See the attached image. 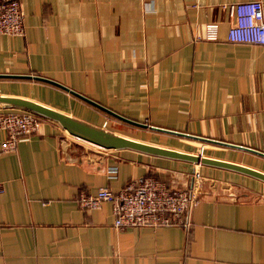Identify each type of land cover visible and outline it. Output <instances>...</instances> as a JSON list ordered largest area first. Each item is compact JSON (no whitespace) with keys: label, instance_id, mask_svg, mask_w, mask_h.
Segmentation results:
<instances>
[{"label":"crops","instance_id":"crops-1","mask_svg":"<svg viewBox=\"0 0 264 264\" xmlns=\"http://www.w3.org/2000/svg\"><path fill=\"white\" fill-rule=\"evenodd\" d=\"M19 1L24 32L0 34V73L41 75L129 118L230 144L130 124L33 77L0 76V94L264 171V155L240 147L264 151V44L227 39L230 5L243 0ZM212 20L217 39L204 37ZM116 121L130 128L112 130ZM66 131L44 118L0 152V264H264L263 179L203 163L188 229L115 228L112 203L82 208L80 190H119L149 174L192 188L194 162L129 147L77 153Z\"/></svg>","mask_w":264,"mask_h":264},{"label":"built area","instance_id":"built-area-1","mask_svg":"<svg viewBox=\"0 0 264 264\" xmlns=\"http://www.w3.org/2000/svg\"><path fill=\"white\" fill-rule=\"evenodd\" d=\"M230 13L229 41L264 44L262 0L235 2L230 5ZM23 18L19 0H0V34H23ZM219 25L217 20L207 22L204 37L217 39ZM44 118L30 109L0 107V129L6 134L0 141V152L14 149L20 135L38 132ZM200 166L201 163L194 162L192 188L172 187L166 180L149 174L141 179H131L119 190L107 186L100 187L96 192L82 189L76 201L82 208H98L103 201H110L115 228L177 225L188 229L192 225V211L199 201L196 183L201 177ZM117 172V165L108 167L109 177H115Z\"/></svg>","mask_w":264,"mask_h":264},{"label":"water","instance_id":"water-1","mask_svg":"<svg viewBox=\"0 0 264 264\" xmlns=\"http://www.w3.org/2000/svg\"><path fill=\"white\" fill-rule=\"evenodd\" d=\"M0 76L4 77H22V78H30L33 77L35 79H39L42 81L49 82L51 84H55L59 87H62L71 93L77 95L78 97L88 101L89 103L107 111L108 113L118 117L119 119L126 121L128 123L141 126V127H151L152 129H156L159 131H164V132H170L178 135H183V136H188V137H193L196 139H201L204 141H213L217 143H222V144H230L229 142L221 141L218 139L214 138H209L205 136H200L196 134H191L187 132H181L178 130H173L169 128H164L161 126H156V125H150L147 124L146 122L138 121L132 118H129L127 116H124L123 114H120L116 112L115 110L101 104L100 102L93 100L92 98L86 96L85 94H82L69 86H66L56 80L41 76V75H31V74H5V73H0ZM21 107V108H26L30 109L32 111H35L47 118L57 120L68 132H70L72 135L80 137L84 140L90 141L98 146H101L103 148H124V147H129V148H134L137 150L153 153V154H159V155H165V156H170V157H176V158H184L191 160L193 162L197 163H207V164H214L218 166H224L228 168H233L242 172H246L249 174H252L256 177H259L264 180V171H261L257 168L247 166L244 164H240L237 162L229 161V160H224V159H219L199 153H193V152H186L170 147H165L149 142H145L142 140H138L132 137H128L119 133H116L114 131H111L107 128H104L102 126L93 124L91 122H88L86 120H83L81 118H78L76 116H73L71 114H68L66 112H63L59 109L47 106L43 103H40L38 101L29 99V98H24L20 96H9V95H4L0 94V107ZM235 145V144H234ZM240 146V145H238ZM244 147L247 149H251L255 152H258L262 155H264V151L262 150H256L247 146H240Z\"/></svg>","mask_w":264,"mask_h":264},{"label":"rangeland","instance_id":"rangeland-1","mask_svg":"<svg viewBox=\"0 0 264 264\" xmlns=\"http://www.w3.org/2000/svg\"><path fill=\"white\" fill-rule=\"evenodd\" d=\"M113 120H116V119H113ZM109 127L112 130L113 129H119V128L122 129V130H124L125 127L126 128H130L127 125H124V124L119 123V122H117L116 124L110 123V126ZM131 128H133V127H131ZM67 136H68L67 137L68 138L67 139V141H68V145L67 146L68 147L70 146L69 148H71V150H74L77 153H90V152H93L94 150H100L101 149L97 145H95L93 143H90V142H87V141H85V140H83L81 138H77V137L73 136L72 134H70L69 132H67ZM69 148H67V149H69Z\"/></svg>","mask_w":264,"mask_h":264},{"label":"bare ground","instance_id":"bare-ground-1","mask_svg":"<svg viewBox=\"0 0 264 264\" xmlns=\"http://www.w3.org/2000/svg\"><path fill=\"white\" fill-rule=\"evenodd\" d=\"M80 138V137H79Z\"/></svg>","mask_w":264,"mask_h":264}]
</instances>
